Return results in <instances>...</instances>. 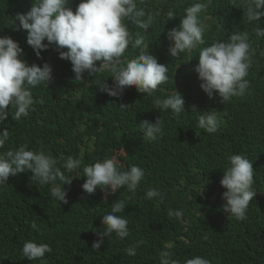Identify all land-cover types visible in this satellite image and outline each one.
<instances>
[{
	"label": "trees",
	"instance_id": "trees-1",
	"mask_svg": "<svg viewBox=\"0 0 264 264\" xmlns=\"http://www.w3.org/2000/svg\"><path fill=\"white\" fill-rule=\"evenodd\" d=\"M193 2L143 0L140 6L155 17L153 27L143 32L128 23L129 31L133 37L138 31L144 35L151 53L168 67L169 79L151 96L129 86L117 98L96 84L111 73L91 76L85 72L84 79H75L71 63L60 59L54 47L37 58L26 43V33L10 27L18 13L30 8L31 0H0V35L17 40L29 63L42 66L48 62L53 70L48 86L33 89L34 97L43 99V104L37 103L20 120L9 113L0 124V131H9V140L0 152L27 145L30 150L81 161V167L72 173L62 168L67 179L73 178L71 184L64 185L68 204L52 199L50 186L31 180L30 171L10 176L8 183L0 185V264H40L23 257L26 240L50 244L47 264H159V252L165 249L181 264L196 255L210 264H264V37L257 38L253 32L257 24L264 27V17L248 23L241 0H202L208 4L200 16L205 25L201 48L230 37L234 31H246L255 49L246 95L222 104L219 97L209 100L198 90L201 82L194 66L199 49L192 51L190 59L188 52L171 57L168 51L167 32ZM78 3L72 0L73 9ZM169 10L176 13L171 20L167 18ZM138 52L129 46L127 59ZM107 79L111 83L113 78ZM176 87L186 108L179 118L171 110L154 108L157 98H166ZM199 111L218 114L220 126L215 133L197 126ZM158 117L164 121V134L149 141L140 122H155ZM232 154H244L253 161L252 187L257 193L243 221L222 209L226 189L220 180ZM112 156L117 157L121 170L132 165L144 169L136 193L121 188L105 198L100 189L91 195L84 192L83 167ZM150 188L159 189L163 201L148 200L145 193ZM116 200L126 205L120 215L128 219L130 234L124 240L115 234L105 237L100 249L94 250L91 246L97 233L105 227L102 215L111 211ZM169 208L182 215L169 217ZM33 221L39 231L31 228ZM137 242L136 255H126L124 250Z\"/></svg>",
	"mask_w": 264,
	"mask_h": 264
},
{
	"label": "clouds",
	"instance_id": "clouds-1",
	"mask_svg": "<svg viewBox=\"0 0 264 264\" xmlns=\"http://www.w3.org/2000/svg\"><path fill=\"white\" fill-rule=\"evenodd\" d=\"M241 2L248 23L258 22L264 17V0ZM71 3L72 0H31L30 8L25 13H18L10 27L26 33V43L37 58H42V51L54 47L60 59L71 63L75 79H84L85 72L91 76L111 73V83L108 76L102 83L96 84L112 97H121L129 86H135L138 92L151 96L158 86L168 81V67L159 63L151 53L150 43L144 35L138 31L133 37L129 31L128 23L143 32L153 27L155 17L140 6L143 0H79L75 9ZM206 4L208 2L194 0L184 9V15L167 32L168 51L171 57L188 52L190 59L192 51L199 49L198 63L194 66L201 82L198 90L209 100L219 97V102L224 104L234 97L245 96L249 90L250 82L246 77L253 64L255 49L246 31H234L230 37L215 40L201 48L205 45V25L200 16ZM175 16V11L167 12L168 20ZM253 32L257 38L264 37V27L258 24ZM129 46L139 50L132 59L126 57ZM24 57V48L17 40L10 35H0V124L5 122L9 113L15 120H20L27 117L37 103L43 104V99L34 97L33 89L40 85L48 86L53 79V70L48 62L41 66L29 63ZM177 89L170 91L166 98H157L154 108L171 110L173 116L179 118L186 108L185 99ZM11 109L15 110L14 113ZM197 126L208 133H215L220 126V118L217 113L199 111ZM140 130L149 141H157L164 134V121L160 117L155 122L143 120ZM8 140L9 131L4 128L0 131V149ZM227 161L220 180L221 186L226 189L222 193L225 201L222 209L228 216L243 221L247 219L249 204L257 193L252 187L253 161L244 154L229 155ZM80 167L78 158L65 159L63 155L55 156L51 152L30 150L27 145H21L17 149L0 152V185L8 183L10 176L30 171L31 180L50 186L52 199L68 204L64 185L71 184L73 178L67 179L62 168L72 173ZM144 176V169L137 165L121 170L117 157L112 156L83 167L86 179L82 189L89 195L100 189L106 194L105 198L121 188L134 195ZM145 196L148 200L164 199L157 188L148 189ZM111 205V211L102 215L101 224L105 227L97 233L98 238L91 246L94 250L100 249L105 237L115 234L124 240L130 234L128 219L120 215L125 212V203L116 200ZM167 214L169 217L182 215L171 208ZM31 228L39 231L35 221L31 223ZM139 244L128 246L125 254L135 256ZM21 251L28 260L47 264L45 256L52 252V248L46 242L26 240ZM159 264H181V261L175 258L172 251L165 249L159 252ZM183 264H210V261L196 255Z\"/></svg>",
	"mask_w": 264,
	"mask_h": 264
},
{
	"label": "water",
	"instance_id": "water-1",
	"mask_svg": "<svg viewBox=\"0 0 264 264\" xmlns=\"http://www.w3.org/2000/svg\"><path fill=\"white\" fill-rule=\"evenodd\" d=\"M48 57H50V54L48 55Z\"/></svg>",
	"mask_w": 264,
	"mask_h": 264
},
{
	"label": "rangeland",
	"instance_id": "rangeland-1",
	"mask_svg": "<svg viewBox=\"0 0 264 264\" xmlns=\"http://www.w3.org/2000/svg\"><path fill=\"white\" fill-rule=\"evenodd\" d=\"M194 51H195V50H194ZM194 51H193V52H194ZM191 57H193V56H191Z\"/></svg>",
	"mask_w": 264,
	"mask_h": 264
}]
</instances>
